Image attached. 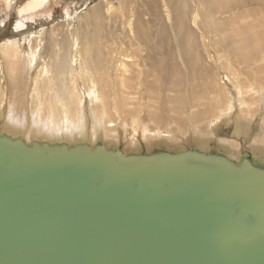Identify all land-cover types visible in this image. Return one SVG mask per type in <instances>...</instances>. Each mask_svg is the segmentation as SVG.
Segmentation results:
<instances>
[{
  "label": "bare ground",
  "instance_id": "obj_1",
  "mask_svg": "<svg viewBox=\"0 0 264 264\" xmlns=\"http://www.w3.org/2000/svg\"><path fill=\"white\" fill-rule=\"evenodd\" d=\"M50 2L18 7V34L0 42V80L8 81H0L1 135L113 151L125 144L124 155L216 152L235 165L246 155L243 139L253 164L264 168V0H103L77 24L67 12L72 24L64 33L46 38L41 29L18 38L26 19ZM5 3L11 7L13 0ZM154 20H165L186 45L205 91L212 92L200 96L209 109L180 92L168 96L180 112L164 116L159 110L161 81L168 87L177 78L148 71ZM33 37L25 53L24 42ZM191 76L183 79L190 83ZM145 80H156L151 90ZM224 126L233 138L219 135Z\"/></svg>",
  "mask_w": 264,
  "mask_h": 264
},
{
  "label": "water",
  "instance_id": "obj_2",
  "mask_svg": "<svg viewBox=\"0 0 264 264\" xmlns=\"http://www.w3.org/2000/svg\"><path fill=\"white\" fill-rule=\"evenodd\" d=\"M0 264H264V168L0 134Z\"/></svg>",
  "mask_w": 264,
  "mask_h": 264
},
{
  "label": "rangeland",
  "instance_id": "obj_3",
  "mask_svg": "<svg viewBox=\"0 0 264 264\" xmlns=\"http://www.w3.org/2000/svg\"><path fill=\"white\" fill-rule=\"evenodd\" d=\"M0 1V42H3L11 39L13 37V34L17 33L15 32V23L19 19L18 7H22L28 0H13V5L11 7H7L5 0ZM94 3H101V5L106 4V2H103V0H51L50 4L44 11L36 13L32 18L26 19L24 28L20 29V32L23 35L18 36V38L23 37L25 34H29L41 29L44 30L43 37L46 38L49 37L51 33H64V31L67 30L69 23L74 22L75 24H77V19L79 18V16L84 15V13H86L85 11L90 9L91 6L94 5ZM113 5L116 7L117 2L114 1ZM67 12H69L70 16L73 17V20H71V22L68 20V16H66ZM55 28L56 30L54 31ZM150 28L153 33L152 35H156V39L155 41H152L155 49L151 53L152 63L149 65L148 71H151L153 73H160L163 76L172 75L173 77L177 78L175 84H171L168 87H165L166 83L161 81L158 93L159 97H161L159 110L163 113V115H175L176 113L180 112L177 108L178 104L169 101L168 96L175 97L180 92L191 93L192 97L195 96L199 98L201 95L211 96L212 92L205 91L203 87L204 82L200 78L199 69L196 70L193 61L191 63L188 54L186 53V45L175 38V32L171 30L170 25L168 23H165V20H154V22H152V24L150 25ZM192 28L198 30V33L200 34V29L195 26L193 22ZM33 40L34 37L29 38L24 42L23 51L25 53L29 50V45L31 42H33ZM207 40L209 42L210 39L207 38ZM210 51L212 52V55L215 54L214 58L218 62L219 53L217 52L216 47L211 45ZM239 62L241 63L240 67L244 70V64H242L241 60H239ZM188 73H192V76L190 77V83L186 82L183 79L188 75ZM149 79H152V77H150ZM0 81L3 82L4 80ZM155 81L145 80V84L151 90L152 85ZM4 82L6 83L8 81L6 80ZM201 103L202 104H197L200 109H209L210 102L207 98H202ZM234 112L237 113L238 110L235 109ZM219 133V135L223 137L226 136L227 138H233L231 127L224 126L219 131ZM241 142L244 145V153L251 155L252 152L249 149L250 143L248 141H246L245 143L243 139L241 140ZM122 145L121 147L119 146L118 150L124 151L125 144ZM209 154L217 155L216 152H212Z\"/></svg>",
  "mask_w": 264,
  "mask_h": 264
}]
</instances>
